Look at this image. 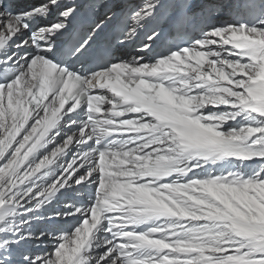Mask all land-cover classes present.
Listing matches in <instances>:
<instances>
[{
	"label": "snow or ice",
	"instance_id": "6c2138e0",
	"mask_svg": "<svg viewBox=\"0 0 264 264\" xmlns=\"http://www.w3.org/2000/svg\"><path fill=\"white\" fill-rule=\"evenodd\" d=\"M0 264H264V0H0Z\"/></svg>",
	"mask_w": 264,
	"mask_h": 264
},
{
	"label": "bare ground",
	"instance_id": "6f19581e",
	"mask_svg": "<svg viewBox=\"0 0 264 264\" xmlns=\"http://www.w3.org/2000/svg\"><path fill=\"white\" fill-rule=\"evenodd\" d=\"M45 243H47V242H45Z\"/></svg>",
	"mask_w": 264,
	"mask_h": 264
}]
</instances>
